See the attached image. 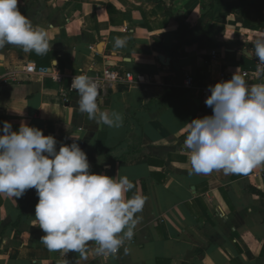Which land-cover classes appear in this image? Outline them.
Here are the masks:
<instances>
[{"label": "crops", "instance_id": "obj_1", "mask_svg": "<svg viewBox=\"0 0 264 264\" xmlns=\"http://www.w3.org/2000/svg\"><path fill=\"white\" fill-rule=\"evenodd\" d=\"M254 1L262 0H19L51 49L42 56L0 49V129L4 121L14 131L22 122L38 127L57 139V150L76 142L92 173L127 176L128 195L147 199L133 238L105 256L94 243L83 255L50 251L40 241L36 190L0 194V264H264V165L190 174L184 146L188 123L212 115L199 90L258 62L264 6L260 17ZM117 37L127 38L124 47L114 46ZM29 65L62 80L26 74ZM106 68L130 71L136 82L108 85ZM190 74L194 89L184 85ZM79 75L97 82L99 110L120 113L122 127H101L78 111L71 84Z\"/></svg>", "mask_w": 264, "mask_h": 264}, {"label": "clouds", "instance_id": "obj_2", "mask_svg": "<svg viewBox=\"0 0 264 264\" xmlns=\"http://www.w3.org/2000/svg\"><path fill=\"white\" fill-rule=\"evenodd\" d=\"M18 4L0 0V49L13 45L26 53L47 54V31L33 25ZM126 42V37H117L114 46L122 48ZM253 48L264 64V38L256 39ZM71 88L78 93V111L89 120L101 127L123 126L120 113L99 110V86L93 78L74 76ZM209 90L205 104L212 115L188 123L184 140L190 174H247L264 165V83L249 85L236 72ZM0 133V194L19 198L28 189L36 190L35 218L45 233L40 241L50 251L83 255L94 243L96 252L107 256L133 238L147 198L128 195L134 185L127 176L92 173L78 143L61 144L57 150L53 135L27 123L14 131L4 121Z\"/></svg>", "mask_w": 264, "mask_h": 264}, {"label": "built area", "instance_id": "obj_3", "mask_svg": "<svg viewBox=\"0 0 264 264\" xmlns=\"http://www.w3.org/2000/svg\"><path fill=\"white\" fill-rule=\"evenodd\" d=\"M22 71L29 75H38V76L50 75L54 80H58V81L62 80L61 76L55 74V72L53 71L50 72L49 69L44 67L29 65L24 67ZM234 73L236 72H223L220 75L219 81L231 79ZM237 74L242 75L249 85L264 83V64H260L259 62H257L256 66L253 69H241L237 71ZM8 80L12 82L17 81L16 72H13ZM101 80L111 86L120 83L134 84L136 82L135 76L132 72L125 70H118V69H110V68H106L103 70ZM137 81H140V79L138 78ZM184 85L187 89H194L195 88L194 76L191 74L186 76ZM210 94L211 93L209 90V86L201 88L199 90L200 102L202 107L204 108L208 107L205 104V100Z\"/></svg>", "mask_w": 264, "mask_h": 264}, {"label": "trees", "instance_id": "obj_4", "mask_svg": "<svg viewBox=\"0 0 264 264\" xmlns=\"http://www.w3.org/2000/svg\"><path fill=\"white\" fill-rule=\"evenodd\" d=\"M241 3L243 4L244 3V0H241ZM254 7L255 9L257 10L258 13H260L259 11H261L262 7L264 6V0H262L261 2H257V1H254ZM261 15V13H260ZM262 17V15L260 16ZM179 48V45L178 47H176V49ZM253 65L250 67V68H246V69H253L255 66H256V63H252ZM250 65V64H249ZM169 88H166L165 90V94L167 95V93H171L172 90H170Z\"/></svg>", "mask_w": 264, "mask_h": 264}, {"label": "water", "instance_id": "obj_5", "mask_svg": "<svg viewBox=\"0 0 264 264\" xmlns=\"http://www.w3.org/2000/svg\"><path fill=\"white\" fill-rule=\"evenodd\" d=\"M159 61L164 66H169L170 60L168 58H165L164 56H159Z\"/></svg>", "mask_w": 264, "mask_h": 264}]
</instances>
